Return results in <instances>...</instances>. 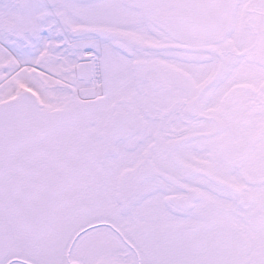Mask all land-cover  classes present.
<instances>
[{"label": "snow or ice", "instance_id": "1", "mask_svg": "<svg viewBox=\"0 0 264 264\" xmlns=\"http://www.w3.org/2000/svg\"><path fill=\"white\" fill-rule=\"evenodd\" d=\"M0 264H264V0H0Z\"/></svg>", "mask_w": 264, "mask_h": 264}]
</instances>
